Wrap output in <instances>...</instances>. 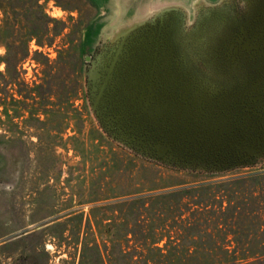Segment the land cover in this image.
<instances>
[{
    "label": "rangeland",
    "instance_id": "rangeland-1",
    "mask_svg": "<svg viewBox=\"0 0 264 264\" xmlns=\"http://www.w3.org/2000/svg\"><path fill=\"white\" fill-rule=\"evenodd\" d=\"M214 3L119 26L112 0H0V264H146L127 225L139 205L131 197L231 177L264 181V154L223 168L169 163L116 138L96 110L103 53L166 11L194 69L217 76L211 52L228 17L247 7Z\"/></svg>",
    "mask_w": 264,
    "mask_h": 264
},
{
    "label": "water",
    "instance_id": "water-1",
    "mask_svg": "<svg viewBox=\"0 0 264 264\" xmlns=\"http://www.w3.org/2000/svg\"><path fill=\"white\" fill-rule=\"evenodd\" d=\"M167 23L162 18L155 27L145 25L136 40H124L128 61L116 67L117 76L114 63L100 88L94 75L95 104L103 99L115 122L129 130L130 144L169 163L206 167L215 158L224 160L232 153L227 145L233 143L236 125L248 130L238 147L259 152L264 133L254 135L252 114L239 118L236 106L249 96L257 98L252 93L264 77L242 68L217 76L197 72L172 50L176 27ZM245 58L259 66L256 59Z\"/></svg>",
    "mask_w": 264,
    "mask_h": 264
},
{
    "label": "trees",
    "instance_id": "trees-1",
    "mask_svg": "<svg viewBox=\"0 0 264 264\" xmlns=\"http://www.w3.org/2000/svg\"><path fill=\"white\" fill-rule=\"evenodd\" d=\"M131 198L139 205L127 225L138 231L136 248L146 264H264L259 177L197 182Z\"/></svg>",
    "mask_w": 264,
    "mask_h": 264
},
{
    "label": "flooded vegetation",
    "instance_id": "flooded-vegetation-1",
    "mask_svg": "<svg viewBox=\"0 0 264 264\" xmlns=\"http://www.w3.org/2000/svg\"><path fill=\"white\" fill-rule=\"evenodd\" d=\"M215 1L218 0H212L210 4H216L214 3ZM244 4L247 8L242 14L238 13L237 15L235 14L237 13L235 11H226L230 14L234 13L235 15L232 14L228 17L227 30L225 34H222L217 39L214 50L211 53L215 56L219 66L221 67L220 69L223 71L242 68V71H256V73L264 77V0H245ZM169 12L170 11H166L164 15H159L155 21L149 22L148 25L150 28L155 27V25H157L159 20L162 18L170 24L173 18ZM150 28L148 29L150 30ZM142 29H144V26L133 33L123 32L121 34V39L107 48V50L103 53L95 73L98 81L96 83L99 85V88L109 73V67L113 63V75L115 77L117 76L116 67L120 69L125 66L124 64H127L128 60L126 47L128 41L124 40H136V37H139L142 33ZM139 31L141 32L136 34V32ZM130 34L132 35L130 36ZM173 42L174 44H172V50L180 56H184L183 58L187 59V63L193 66L185 49H183L178 43L176 35L174 36ZM245 57L256 59L259 66L256 67L251 63H247ZM252 95H255L257 98L249 96L242 100L243 103L241 102L236 106V108H238L237 117L241 118V114L250 112L252 114V119L254 120V135L262 136L264 133V84L260 85L256 91L252 93ZM96 110L98 111V115L100 116L99 118L103 124L114 134L116 138L124 140L128 143L133 142L132 138L128 139L129 130L124 129L125 125L123 123L118 125L117 122H115V120L110 116L109 110L105 108L103 99L96 102ZM126 126L129 125L126 124ZM233 130V143L227 145L231 146V155L224 160H219L217 158L210 160V163L207 164L208 167L223 168L234 164L237 165L240 163L251 162L254 161L256 157L264 154V141H261L260 143L263 146L259 152L241 150L237 144L241 143L240 139L245 136L246 131L248 130H245L244 128L242 129L237 125ZM224 132L228 133L227 131ZM133 146L135 145L133 144Z\"/></svg>",
    "mask_w": 264,
    "mask_h": 264
},
{
    "label": "crops",
    "instance_id": "crops-1",
    "mask_svg": "<svg viewBox=\"0 0 264 264\" xmlns=\"http://www.w3.org/2000/svg\"><path fill=\"white\" fill-rule=\"evenodd\" d=\"M107 1V0H102ZM117 2L119 13V26L127 23V19L136 17L141 22L148 12H156L165 7H190L196 4L211 2L212 0H112ZM124 26V25H123Z\"/></svg>",
    "mask_w": 264,
    "mask_h": 264
}]
</instances>
